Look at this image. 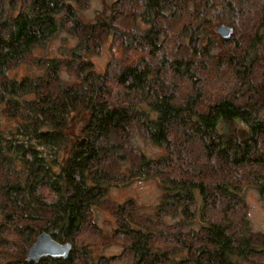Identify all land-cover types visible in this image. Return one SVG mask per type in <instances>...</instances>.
<instances>
[{"label": "trees", "instance_id": "obj_1", "mask_svg": "<svg viewBox=\"0 0 264 264\" xmlns=\"http://www.w3.org/2000/svg\"><path fill=\"white\" fill-rule=\"evenodd\" d=\"M102 2L84 20L89 0H0V264H264L244 210L249 189L264 204V18L247 0ZM61 34L74 45L35 57ZM148 179L150 211L107 199ZM102 208L118 257L86 242ZM41 233L68 258L25 262Z\"/></svg>", "mask_w": 264, "mask_h": 264}, {"label": "rangeland", "instance_id": "obj_2", "mask_svg": "<svg viewBox=\"0 0 264 264\" xmlns=\"http://www.w3.org/2000/svg\"><path fill=\"white\" fill-rule=\"evenodd\" d=\"M115 0H104L106 4H111ZM248 6L251 11L256 15L257 18H264V0H247ZM102 0H89V7L81 12L82 18L85 20L93 19L96 10L102 9ZM224 24V23H220ZM219 25V24H218ZM226 25V24H224ZM217 26V25H216ZM215 26V28H216ZM227 26V25H226ZM230 27V26H229ZM214 28V30H215ZM262 40L264 43V24L261 27ZM64 34L51 40L45 48L37 50L34 55L35 57H41L43 55L51 57L59 55V51L64 50V48H69L74 45V41L68 39V42L63 39ZM246 41V40H245ZM261 56V55H260ZM108 55L106 49L102 48L101 55L94 57L93 61L97 65H104L107 61ZM38 71L31 70L29 73H37ZM261 71L255 70V79L260 81ZM65 77V74H63ZM207 100L214 98L213 94L206 95ZM145 153L156 157L161 154V149H158L152 145L146 143V146H142ZM160 197V190L155 180L148 179L139 183H133L129 187L121 189H113L107 196V199L114 203H121L128 199L134 200L138 206H141L144 212L150 211L154 207ZM246 205L244 207L246 218L249 219L250 225L253 231L264 233V204L260 202L255 191L249 189L245 194ZM104 208V207H103ZM99 209L96 213L97 224L101 227L102 232L95 237L86 238V242L89 243L93 252V257L96 258L99 255L105 256H120V245L118 240H114L111 236L112 224L110 215L105 209ZM170 222V218L167 219ZM110 235V236H109ZM26 256V255H25ZM248 264V263H242Z\"/></svg>", "mask_w": 264, "mask_h": 264}, {"label": "water", "instance_id": "obj_3", "mask_svg": "<svg viewBox=\"0 0 264 264\" xmlns=\"http://www.w3.org/2000/svg\"><path fill=\"white\" fill-rule=\"evenodd\" d=\"M215 33L225 41H228L233 29L224 24H219L215 28ZM72 246L70 243H59L55 241L49 234H39L34 243L28 249L24 258L27 263H38L42 258H50L53 260H66L70 254Z\"/></svg>", "mask_w": 264, "mask_h": 264}]
</instances>
